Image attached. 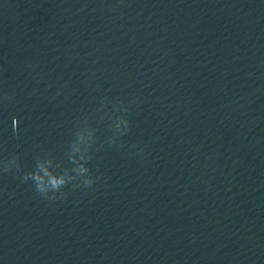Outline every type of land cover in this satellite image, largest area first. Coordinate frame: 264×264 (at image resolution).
Masks as SVG:
<instances>
[{"label": "water", "instance_id": "water-1", "mask_svg": "<svg viewBox=\"0 0 264 264\" xmlns=\"http://www.w3.org/2000/svg\"><path fill=\"white\" fill-rule=\"evenodd\" d=\"M0 264H264V0H0Z\"/></svg>", "mask_w": 264, "mask_h": 264}, {"label": "clouds", "instance_id": "clouds-1", "mask_svg": "<svg viewBox=\"0 0 264 264\" xmlns=\"http://www.w3.org/2000/svg\"><path fill=\"white\" fill-rule=\"evenodd\" d=\"M15 123L16 121L14 120L13 121L14 126H15ZM32 179L36 181L37 189L40 192H45V189L41 183V178L36 176L35 174H32ZM49 183L51 184L53 190H58L61 186L65 185V181L63 179L57 180L54 177L49 181ZM84 183L85 185H91L92 180H86Z\"/></svg>", "mask_w": 264, "mask_h": 264}]
</instances>
